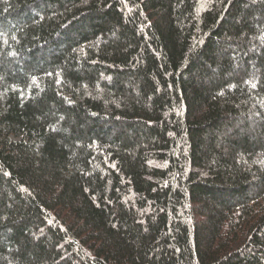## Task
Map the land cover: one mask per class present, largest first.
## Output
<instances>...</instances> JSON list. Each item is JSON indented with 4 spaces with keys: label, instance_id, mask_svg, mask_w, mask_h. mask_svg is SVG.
Segmentation results:
<instances>
[{
    "label": "trees",
    "instance_id": "16d2710c",
    "mask_svg": "<svg viewBox=\"0 0 264 264\" xmlns=\"http://www.w3.org/2000/svg\"><path fill=\"white\" fill-rule=\"evenodd\" d=\"M0 264H264V0H0Z\"/></svg>",
    "mask_w": 264,
    "mask_h": 264
}]
</instances>
